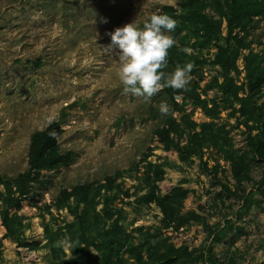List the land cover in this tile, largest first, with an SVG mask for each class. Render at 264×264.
Here are the masks:
<instances>
[{
    "label": "rangeland",
    "instance_id": "374dc122",
    "mask_svg": "<svg viewBox=\"0 0 264 264\" xmlns=\"http://www.w3.org/2000/svg\"><path fill=\"white\" fill-rule=\"evenodd\" d=\"M179 1L0 0V175L13 179L26 172L32 134L54 122L61 124L62 152L76 153L70 167L43 172L47 183L34 186L22 208L13 211L20 217L18 241L7 237L0 203V264H50L48 232H58L75 220L68 209L55 207L60 191L78 184L98 186L117 172L122 176L116 183L119 190L108 194L114 200L111 208L128 242L142 248L148 264H209L208 250L215 264H264V161L255 157L248 143L249 134H257L258 126L250 122L252 130L248 128L247 117L233 109L238 110L239 104L228 103V99L233 101L231 91L221 88L223 70L213 63L216 41L188 31L177 40L194 65L190 84L197 86L202 99L216 101L221 113L211 119L191 100L180 98L182 109L174 117L179 122L189 118L197 128L183 126V136L174 140L186 145L205 124L225 129L232 150L247 162L240 180L223 151L213 146L181 161L177 150L166 148L154 135L156 120L150 116L160 111L163 102L125 94L119 80V52L109 48V33L132 22L142 28L152 14L165 6L178 8ZM206 13L222 20L226 38V18L212 3ZM233 34L245 37L249 44L237 52L236 69L230 76L241 88L239 97L244 98L248 94L247 59L252 55L264 58V22L254 17L246 33L237 28ZM262 104L264 98L259 101ZM146 156L164 171L159 195L177 188L186 191L182 215L189 221L179 229L166 228L162 210L143 199L148 193ZM104 202L100 199L98 211ZM58 243L66 259H71L66 229ZM171 246L181 254L169 251ZM124 260V264H139L129 254Z\"/></svg>",
    "mask_w": 264,
    "mask_h": 264
},
{
    "label": "trees",
    "instance_id": "16d2710c",
    "mask_svg": "<svg viewBox=\"0 0 264 264\" xmlns=\"http://www.w3.org/2000/svg\"><path fill=\"white\" fill-rule=\"evenodd\" d=\"M213 4L218 14L223 15L228 22L229 33L226 38L222 36V20L216 21L209 17L206 9ZM174 6H165L158 14H166L176 21V28L170 35L175 40V45L169 49L167 65L163 71L167 74L173 71L178 65L183 66L190 63L185 51L177 43L178 38L186 31L194 35H199L210 40L216 41L217 52L213 61L223 70L225 79L221 88L225 93L230 92L233 101L228 103L233 107L237 102L240 106L235 112H239L242 117H247L246 125L253 122L258 126V133L248 136V143L255 157L264 161V104L259 105V101L264 98V58L259 55H252L246 62V97H239L240 87L233 84L231 73L236 69L237 52L241 49L249 48L245 37L234 35V30L239 28L242 32H247V28L252 24L254 17H259L264 22V0H180ZM180 14L179 16H177ZM222 40L224 44H222ZM234 46V47H233ZM36 65L40 66V63ZM193 71L190 75H193ZM191 100L199 107L204 114L217 119L220 115V105L216 101L202 99L197 92V86L190 83L186 90H174L170 87H163L160 92L152 97L153 100L162 101L168 107L167 115H162L160 111L150 116L151 120H156L154 135L168 149H175L179 152L181 161L186 162L191 157L199 156L206 146H213L221 149L225 154V160L232 166L234 176L240 180L242 169L246 167L245 156H239L234 152L233 144L229 138V133L223 128H215L213 124L201 126L200 132H194L184 146L175 143L174 137H182L184 134L183 126L193 130L197 124L189 118H184L179 122L175 113L181 112L180 98ZM61 135V124L51 123L46 129L32 134L28 152V170L19 174L16 178L10 179L0 175V186L4 192L0 193V203L3 206L2 225L7 231V237L18 241L16 238L17 227L20 225V217L13 214V211L20 210L23 203L32 193L34 186L43 185L46 182L43 172H50L61 168H68L76 160V153L73 151L63 153L59 141ZM146 156L143 162H147L144 182L148 187V193L143 197L147 204L155 203L164 215L163 222L166 228L173 225L179 229L188 223L182 210L186 191L181 188L174 189L169 195L161 196L158 193V183L163 180L164 171L161 167L148 162ZM122 176L117 172L114 176H107L105 183L78 184L71 189L60 191L55 201L57 209H68L75 220L67 224L66 229L69 242L72 244V258L66 259L67 254L58 239L61 230L58 232H48L46 247L50 248L52 259L50 264H124L125 255L139 264H148L142 256V248L133 247L128 242V235L123 226L120 225V218L116 217V211L111 208L114 200L108 194L119 190L116 185ZM103 192L105 193L103 195ZM103 198L104 207L98 211L100 199ZM195 217V216H193ZM3 244L0 240V260L2 258ZM94 250L98 255L93 256ZM173 254H181L180 250L169 247ZM144 253V252H143ZM188 256L187 252L184 254ZM184 258L183 256H181ZM209 264H215V256L208 250L205 256Z\"/></svg>",
    "mask_w": 264,
    "mask_h": 264
},
{
    "label": "clouds",
    "instance_id": "9594fccd",
    "mask_svg": "<svg viewBox=\"0 0 264 264\" xmlns=\"http://www.w3.org/2000/svg\"><path fill=\"white\" fill-rule=\"evenodd\" d=\"M176 21L166 14H152L141 27L135 22L116 28L109 33V48L119 52V80L125 94L150 99L163 87L186 90L193 71L192 63L177 66L170 73L163 69L167 65L169 49L175 45L171 33ZM162 115H167L168 107L160 105Z\"/></svg>",
    "mask_w": 264,
    "mask_h": 264
}]
</instances>
